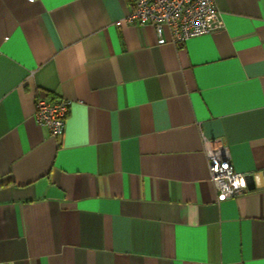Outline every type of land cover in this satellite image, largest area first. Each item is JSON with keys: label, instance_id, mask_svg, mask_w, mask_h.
I'll use <instances>...</instances> for the list:
<instances>
[{"label": "crops", "instance_id": "obj_1", "mask_svg": "<svg viewBox=\"0 0 264 264\" xmlns=\"http://www.w3.org/2000/svg\"><path fill=\"white\" fill-rule=\"evenodd\" d=\"M214 1L158 44L130 0H0V264H264V185L219 199L202 139L264 171V0Z\"/></svg>", "mask_w": 264, "mask_h": 264}, {"label": "built area", "instance_id": "obj_2", "mask_svg": "<svg viewBox=\"0 0 264 264\" xmlns=\"http://www.w3.org/2000/svg\"><path fill=\"white\" fill-rule=\"evenodd\" d=\"M131 10L125 17L128 23L152 24L158 44L166 26L170 40L182 44L189 38L210 32L211 19L217 15L214 0H130ZM222 26L218 24L217 27ZM71 101L64 97L36 96L33 117L37 124L56 137H62ZM209 177L218 198L235 196L248 190L246 173L236 171L231 163L229 148L220 138L202 136Z\"/></svg>", "mask_w": 264, "mask_h": 264}, {"label": "water", "instance_id": "obj_3", "mask_svg": "<svg viewBox=\"0 0 264 264\" xmlns=\"http://www.w3.org/2000/svg\"><path fill=\"white\" fill-rule=\"evenodd\" d=\"M264 171L263 172H254L246 175L247 187L248 189L255 188L257 186L264 185L263 182Z\"/></svg>", "mask_w": 264, "mask_h": 264}]
</instances>
